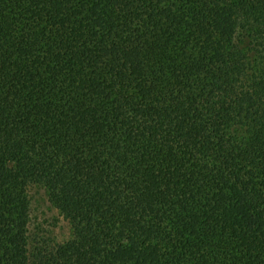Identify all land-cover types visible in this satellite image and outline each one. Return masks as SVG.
<instances>
[{"label":"trees","instance_id":"16d2710c","mask_svg":"<svg viewBox=\"0 0 264 264\" xmlns=\"http://www.w3.org/2000/svg\"><path fill=\"white\" fill-rule=\"evenodd\" d=\"M0 264H264V0H0Z\"/></svg>","mask_w":264,"mask_h":264},{"label":"rangeland","instance_id":"374dc122","mask_svg":"<svg viewBox=\"0 0 264 264\" xmlns=\"http://www.w3.org/2000/svg\"><path fill=\"white\" fill-rule=\"evenodd\" d=\"M56 227H55V231L57 234H59L60 236H64L67 233V224L66 221H64L63 219H59V221L56 223Z\"/></svg>","mask_w":264,"mask_h":264}]
</instances>
